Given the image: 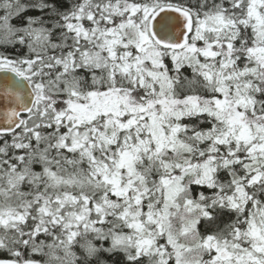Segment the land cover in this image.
<instances>
[{"label": "trees", "instance_id": "obj_1", "mask_svg": "<svg viewBox=\"0 0 264 264\" xmlns=\"http://www.w3.org/2000/svg\"><path fill=\"white\" fill-rule=\"evenodd\" d=\"M164 7L192 17L199 12L233 13L227 18L239 25L233 29L243 42L246 38L252 44L264 42V37L259 40L252 32L253 26L264 25V0H0V25L14 33L7 38L1 30L0 62L24 75L38 96L26 127L0 137V220L5 218L0 221V264H149L146 258L128 260L129 256L108 248L113 237L119 236L115 233L129 232L132 225L123 214L137 195L142 199L141 221L150 215L156 219L160 206L166 204L162 180L182 175L184 190L169 208L168 222L166 217L162 221L177 241H196L194 261L205 264L209 256H223L226 251L249 256L257 250L251 237L255 228L264 230V149L255 151L254 146H241L231 139L220 143L216 134L207 138L211 130L194 126L202 124L198 117L189 122L194 125L186 135L177 134L170 158L160 161L146 151L141 154L139 172H119L120 187L134 180L130 185L145 193L131 191L115 199L110 197L112 188L100 183L107 165L116 173L121 153L127 150L125 133H130L132 145H145L147 137L136 130L115 131L108 145L101 128L95 131L92 125L96 120L85 128L78 125L76 117L81 112L75 110V102L96 92L118 98L126 112L122 122L127 123L142 105L145 113L158 114L148 106L159 99V84L155 81L152 91L148 86L141 88L140 74L122 59L96 68L81 59L86 52L81 49L89 47L86 36L94 29L101 32L98 22L106 21L111 12L145 10L151 17ZM251 10L257 14L248 15ZM240 38L236 43L241 45ZM125 67L128 76L120 78L118 71ZM202 73L176 77L175 96H199ZM256 79L262 82V77ZM66 85L70 89L62 92ZM256 116L264 117V99L258 100ZM260 136L264 140V130ZM255 145L264 146L258 138ZM232 147L236 150L229 153ZM243 163L251 167L246 169ZM201 164L218 167L210 184L201 185L198 175L187 173ZM163 251L166 264H175L172 251Z\"/></svg>", "mask_w": 264, "mask_h": 264}, {"label": "rangeland", "instance_id": "obj_2", "mask_svg": "<svg viewBox=\"0 0 264 264\" xmlns=\"http://www.w3.org/2000/svg\"><path fill=\"white\" fill-rule=\"evenodd\" d=\"M139 12L141 11H135V9H130L128 12L118 11L115 12L114 15L111 12L106 21L98 22V26L102 28L100 29L101 32L97 34V30L94 29L86 36L85 41L90 42L89 47L84 50L81 49V53L86 51L85 57H81V59L87 61L90 65H94L96 68H104L108 66V63L122 59V61L131 65V69L135 74H140L141 88L148 86L149 90L152 91L155 81L159 84V99L151 104L159 106V113L156 116L154 113L148 114L147 112V115L144 113L142 115L136 114L132 116L131 120L129 118V122L130 125H133V128L131 126H126V123L122 122L123 118L126 117V112L121 108L123 105H121V102L117 98L111 97L96 103L101 96H104L102 92H96L97 95L92 93L87 94L75 102V110H77V108L82 109L90 107V105L96 103L95 108L90 111V120H79L78 125L85 128V123H90L93 118L97 120L101 119L100 121H102V123H99L97 126L95 125V131L101 128L103 134L102 138L106 140L108 145L113 143L115 131L129 132L131 130H136L140 133L139 136L147 137V143L145 142V145L140 142L132 145V143L129 144V142H132L129 139L130 133H125L126 137L124 141L127 143V150L121 153L123 156L119 161L116 173L110 172L108 165L107 169L105 168L103 170V179L100 180V183L112 188L110 197H115V199L120 196L125 197V195L131 191L138 194L145 193V191L140 192L137 190L135 185H130L134 180L128 181V184L123 188L120 187L121 179L119 172L125 170L127 175L134 174L136 171L139 172L141 154H145L146 151H149L152 157L160 158V161L166 157L170 158L171 149L174 148L173 145L177 138V134L186 135L189 127L191 128V126L194 125L191 123L187 124L186 119L188 116L198 117V120L202 122L203 119L201 115L205 113L206 116L212 119L216 118L219 121V116L217 114L211 115V111L196 109L195 106H193L194 104H187L186 110H184V108H176L180 106V103L176 104L177 100L182 102V99L178 98V96L176 97L174 92L178 84V80H174L176 77L178 78V76L180 77L183 74L187 75L188 73L203 72V79L209 76V80H217L214 76H219L220 73L214 76L209 75L210 71H207V68H218L219 64H213L206 60L213 61L222 59L221 61H223L226 58H235L241 60L240 64L242 65L243 71H241L240 77L242 80V78L252 77L255 68L254 63L259 66L262 65L261 63H264V56L259 57L253 54V50H262L260 48L261 46L264 47V42H253L252 44V41H247V38L246 41L243 42V39L240 38L241 36L239 37L238 31L233 29L234 26L239 28V25L236 24L235 21L227 18L228 15L233 13H228L226 15L222 12H199L194 14L195 17L188 14L192 30L188 39V45L183 51L175 52L165 50L156 44L150 33L151 19L148 20L152 18L153 15L149 17V14L147 15L145 10L144 12ZM253 14L255 15L257 12L252 10L248 12V15ZM137 15L140 17L134 19ZM63 23L65 25V20ZM137 25H141V27ZM244 25L247 26L246 23ZM1 30L6 34L7 38H10L11 34L14 35L9 28L0 25V33H2ZM78 31L79 27L77 26L75 33ZM252 32L259 40H262L264 37V25L253 26ZM61 38L65 41V39H63L64 36ZM236 38H240L243 43L241 42V45L237 44L236 42L238 39ZM244 47L247 48L245 51L242 49ZM92 48H101V51L96 49L94 53H88L87 51ZM248 60L251 61L248 62ZM191 65H193L196 70L194 68L191 69ZM248 66L250 68H248ZM0 67L4 68V63L0 62ZM127 71L126 67L119 70L118 76L126 79L128 76ZM184 71H186V73ZM144 79L147 81L143 82ZM234 80L235 78L228 77L222 79V83H227L229 85V82ZM66 86L68 87V85ZM67 87L63 86L61 91L65 92L67 89L69 90L70 88ZM97 90L108 93L105 89ZM226 91L227 89L222 90L224 93H226ZM188 96L192 97L190 95ZM95 97L97 98L96 101ZM250 97H247L246 94H242V113H248L246 111L249 109L247 103ZM102 98L107 97L105 96ZM245 102H247L246 105H244ZM184 105H186V101H184ZM218 112L220 111L218 110ZM249 121L252 123L251 128H249V124L246 127L240 125L242 126L241 129H210L211 131H209L206 136L207 138H211L213 134H216L220 143H225V141L228 142V139H231L232 142L236 141L240 144L242 143L241 146H254L253 149L255 151H260V149H264V146H256L255 144L256 138L264 144V140H262L260 136L264 130V117H258L256 115L251 116L248 122ZM137 122L143 123L137 125ZM123 123L125 125H123ZM135 125L137 128H134ZM198 125L202 127L201 124L194 126L199 127ZM130 127L131 129L128 130L127 128ZM75 143H78L77 140ZM235 150L236 148L232 147L229 153L235 152ZM213 161L214 160H212V162ZM110 164H112V162ZM243 165L245 166L246 163H243ZM249 167L251 166H245L246 169ZM239 171L245 172L244 167L240 169L239 166ZM187 173H195L198 175L201 185L210 184L214 176L218 173V167L216 165L214 167L213 164H201L193 167L192 170L189 169ZM183 176L184 175H182L181 178L174 176L173 180H162L163 185L167 188L166 204H164L163 207L162 205L160 206V212H158L156 219L150 215L145 222L141 221L143 219L142 199L137 195L135 201L128 209H125L123 214V218L132 225L129 227V232L124 234L115 233V235L119 236L113 237V241L109 246L110 249L108 248V250L120 251L127 257L129 256L128 260L146 258L149 264H166L167 262L164 260L165 252L163 250H169L172 251L170 256H172L173 259L176 258L175 264H198L193 259L196 241L192 242L194 240H190L184 243L177 241L173 236L172 230L169 226L166 228L164 221H162V219L167 216L169 208L175 205L176 197L184 190V186H182ZM100 183L98 186L102 187ZM157 202L159 203V201ZM164 220L167 221V217L164 218ZM0 221L4 222L5 218ZM116 229L117 228H114L113 232L116 231ZM164 229L166 230L163 231ZM251 238L257 250L264 249L263 229L260 227L255 228ZM177 242L179 245H177ZM202 246H204V242H202ZM256 251H253V256H238L237 254L226 251V254L223 253V256H209L208 262L205 261V264H264V253L257 255Z\"/></svg>", "mask_w": 264, "mask_h": 264}, {"label": "flooded vegetation", "instance_id": "obj_3", "mask_svg": "<svg viewBox=\"0 0 264 264\" xmlns=\"http://www.w3.org/2000/svg\"><path fill=\"white\" fill-rule=\"evenodd\" d=\"M264 45V44H263ZM262 50H253V54L256 56H264V47L261 46ZM222 59L218 60H206L210 63H215L219 64L218 68L215 67H208L207 71H210L209 75L214 76L217 73H220V77L218 80L212 79L209 80L207 76L205 80V83L201 81L200 87L202 88V92L200 93L199 96L196 97H185L182 99V102L186 101V104H194L196 109H201V110H208L211 111V115L217 114L219 116V121L214 118L212 119L209 116H206L204 113L202 116V127H205L207 129H215V130H231V129H241L242 126L244 125L245 127L250 124L249 128L252 127V123L248 120L250 119L251 116L256 115V109H257V104L259 99H264V83H263V78H264V63H261L262 65L259 66L258 64H255L254 68V75L248 78L244 79L245 84H242L241 80V71L242 65L240 64L241 60L231 58V59ZM212 61V62H211ZM251 60H248L250 62ZM253 63V62H252ZM229 64V66H228ZM250 66V64H249ZM228 77H233L235 78L234 81L229 82V85L227 83H222V79L228 78ZM257 77H262V82L257 81ZM226 82V81H225ZM227 89L226 93L222 92V90ZM242 94H246L247 97H250L249 102H245L244 105L247 103V107H249L248 113H242V101L241 97ZM105 96H101L99 98V102L108 99V98H102ZM245 101V100H244ZM181 101H177V103H180V105H183ZM146 106V103H144ZM95 108V105L88 107L87 111L81 112L80 114L83 115L81 117L78 115L76 118L77 120H89V114L90 111H92ZM140 111L136 112L138 115H142L145 113V108L142 105L139 107ZM144 108V109H143ZM148 108L152 109L156 112L159 113V106H148ZM147 108V110H148ZM218 110L220 112H218ZM135 114V115H136ZM205 115V116H204ZM197 118L194 117H187L188 124L189 122L196 120ZM101 120V119H99ZM197 121H199L197 119ZM101 123V122H100ZM143 122H137V125H141ZM177 124V122L175 121ZM91 124V123H90ZM92 125H98V124H92ZM125 125V124H123ZM126 126H131L133 128V125H130V122L126 123ZM127 128L128 130L131 129ZM134 128H137L136 125ZM248 128V127H247Z\"/></svg>", "mask_w": 264, "mask_h": 264}, {"label": "water", "instance_id": "obj_4", "mask_svg": "<svg viewBox=\"0 0 264 264\" xmlns=\"http://www.w3.org/2000/svg\"><path fill=\"white\" fill-rule=\"evenodd\" d=\"M150 31L161 47L183 49L191 31L189 16L175 8H163L154 15ZM36 101L37 95L24 76L10 69L0 70V135L18 131Z\"/></svg>", "mask_w": 264, "mask_h": 264}]
</instances>
